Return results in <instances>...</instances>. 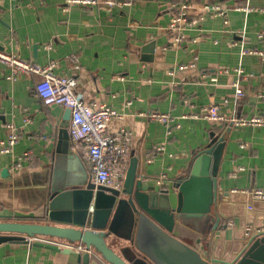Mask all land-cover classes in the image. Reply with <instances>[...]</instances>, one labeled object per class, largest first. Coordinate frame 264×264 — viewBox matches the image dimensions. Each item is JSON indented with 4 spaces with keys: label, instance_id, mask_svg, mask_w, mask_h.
Masks as SVG:
<instances>
[{
    "label": "crops",
    "instance_id": "0c3cea01",
    "mask_svg": "<svg viewBox=\"0 0 264 264\" xmlns=\"http://www.w3.org/2000/svg\"><path fill=\"white\" fill-rule=\"evenodd\" d=\"M127 1L112 8L79 3L64 8V0H0V49L37 64L55 61L53 72L73 78L74 90L84 100L108 103L116 114L107 132L129 134L124 178L129 165L135 164L146 182L169 187L172 204L176 188L171 185L188 172L194 154L213 134L224 138L216 170L218 189L264 188V126H231L191 115L215 103L227 115L264 117V58L241 52L242 47L264 50V0ZM185 1L193 3L192 13L204 3L220 4L224 13L205 12L185 30L184 40L174 43L168 24L174 9ZM8 73L9 67L0 61V139L9 131L7 124H13L19 138L10 152L0 153V172L8 169L19 198L11 201L1 192L0 213L8 212L9 204L12 216L22 220L80 227L50 219L40 197L44 192L47 201L52 187L62 194L94 183L86 145L70 138V117L65 132L60 131L67 109L47 106L36 95L38 75L20 72L10 79ZM236 84L243 89L238 98ZM149 112L170 113L177 125L150 118ZM241 198L243 211H253L251 220L264 212V199L246 194ZM228 212L234 211L228 207ZM239 220L222 219L230 225L214 232L221 236L218 254L233 239ZM252 222L244 227L251 228ZM106 240L124 258L117 242ZM84 253L35 240L0 241V264H82Z\"/></svg>",
    "mask_w": 264,
    "mask_h": 264
},
{
    "label": "water",
    "instance_id": "95a60500",
    "mask_svg": "<svg viewBox=\"0 0 264 264\" xmlns=\"http://www.w3.org/2000/svg\"><path fill=\"white\" fill-rule=\"evenodd\" d=\"M66 109L61 132L70 117V109ZM223 140L213 134L207 146L194 154L188 172L171 185L176 188L174 204L169 187L155 188L131 163L121 189L88 181L85 188L62 194L52 187L47 201L42 191L40 200H44L50 219L73 221L80 227L22 220L12 216L13 207L6 204L8 212L0 213V241L35 234L82 241L98 252L84 253L82 264H264V212L251 220L253 211H243L246 204L240 199V194L252 197L251 193L218 189L216 170ZM0 175V193L6 192L11 201L19 198L8 169L2 168ZM249 205L256 208L255 203ZM228 207L234 212H228ZM232 216L240 218L237 232L218 254L221 236L214 232L225 231L230 224L221 221ZM243 216L248 217L245 220ZM246 221L253 222L245 232ZM107 238L117 242L124 258L110 247Z\"/></svg>",
    "mask_w": 264,
    "mask_h": 264
},
{
    "label": "built area",
    "instance_id": "2783aa9c",
    "mask_svg": "<svg viewBox=\"0 0 264 264\" xmlns=\"http://www.w3.org/2000/svg\"><path fill=\"white\" fill-rule=\"evenodd\" d=\"M64 8L70 3L97 4L106 8H112L118 3L126 4L127 0H64ZM192 2H182L172 12L168 30L170 31L172 42L178 43L184 40L185 30L195 26L197 21L203 19L204 13L221 15L223 8L217 3H204L199 12H191ZM240 8V7H237ZM261 35H259L260 37ZM194 41V38L192 39ZM242 53H258L264 58V50L259 48L242 47ZM0 61L5 63L10 73L7 77L15 78L20 72L38 75L39 79L34 84L36 95L42 102L49 106L58 104L70 109V121L68 133L74 142H82L86 145V160L90 169L92 180L95 184L121 189L124 182V159L128 149L129 134L125 130L116 133L107 132V123L110 117L116 114L115 110L106 102L86 101L81 94L74 90L75 80L71 77L57 75L53 72L56 64L50 61L46 64H37L22 59L14 54H10L0 49ZM180 67H185L180 65ZM238 71L239 68H237ZM243 95V89L239 84L235 85V96ZM24 111L27 112L26 108ZM150 118L159 119L166 124H175V116L167 112H149ZM199 116L210 121L227 122L231 126L255 125L264 126V117L259 114L249 116L227 115L223 113L218 104L208 103L200 107ZM182 117L185 115H181ZM27 120V117H25ZM8 133L0 139V153L10 152L19 138V132L13 124H7ZM25 155V154H22ZM22 156L16 160L15 166L20 165ZM15 168V167H14ZM158 179H163L162 175ZM158 182H161L159 180ZM238 191V190H237ZM244 193H251L253 198L264 199V188H253L242 190ZM245 232L250 229V224H246ZM27 242L37 241L43 244L55 246L58 249L72 250L94 254V248L82 241H71L57 239L49 235L35 234L24 237Z\"/></svg>",
    "mask_w": 264,
    "mask_h": 264
}]
</instances>
